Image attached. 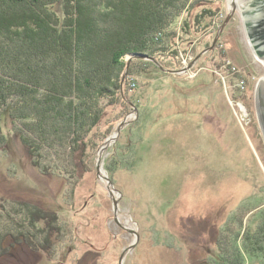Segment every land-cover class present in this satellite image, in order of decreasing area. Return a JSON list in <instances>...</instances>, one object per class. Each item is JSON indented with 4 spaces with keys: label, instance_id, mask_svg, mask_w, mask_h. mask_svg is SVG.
Masks as SVG:
<instances>
[{
    "label": "rangeland",
    "instance_id": "374dc122",
    "mask_svg": "<svg viewBox=\"0 0 264 264\" xmlns=\"http://www.w3.org/2000/svg\"><path fill=\"white\" fill-rule=\"evenodd\" d=\"M200 3L190 17L215 16L204 21L208 30L181 37L178 63L163 57L162 72L122 59L124 77L131 69L126 91L112 104L100 102L103 115L84 157L45 152L40 171L5 120L0 210L8 205L2 202L33 204L56 214L59 234L50 254L18 246L0 264H207L223 241L229 246L260 225L264 141L255 88L264 65L239 11L208 49L230 5ZM53 10L62 16L59 6ZM182 54L191 67L177 74L186 68Z\"/></svg>",
    "mask_w": 264,
    "mask_h": 264
},
{
    "label": "trees",
    "instance_id": "16d2710c",
    "mask_svg": "<svg viewBox=\"0 0 264 264\" xmlns=\"http://www.w3.org/2000/svg\"><path fill=\"white\" fill-rule=\"evenodd\" d=\"M199 2L0 0V145L7 141L2 127L8 118L36 169H46L45 152L68 149L70 157H84L103 115L100 102L112 104L126 91L131 69L124 77L122 59L146 55L150 60L142 62L162 72L163 57L178 63L181 37L201 34L209 27L206 18L215 16L203 10L190 17ZM2 203L10 208L0 210V259L18 246L50 254L59 234L56 214L30 203ZM218 247L207 264H264V215L254 231Z\"/></svg>",
    "mask_w": 264,
    "mask_h": 264
},
{
    "label": "water",
    "instance_id": "95a60500",
    "mask_svg": "<svg viewBox=\"0 0 264 264\" xmlns=\"http://www.w3.org/2000/svg\"><path fill=\"white\" fill-rule=\"evenodd\" d=\"M241 2L243 5L241 17L250 49L254 58L264 65V0H241ZM236 11H238L237 5L234 3L231 4L228 15L222 27L220 28L218 35L209 48L210 50L213 49V46L216 44L219 34L236 13ZM132 60L149 61L150 59L146 55L131 54L127 56V66ZM196 60L197 59H195V61ZM151 62L153 61L151 60ZM190 67L191 65H189L186 70L190 69ZM255 106L259 127L264 133V77L258 81L255 88ZM124 125L125 124L122 123L120 125V129ZM120 129L117 130L118 133ZM111 140L115 141V137H113Z\"/></svg>",
    "mask_w": 264,
    "mask_h": 264
},
{
    "label": "bare ground",
    "instance_id": "6f19581e",
    "mask_svg": "<svg viewBox=\"0 0 264 264\" xmlns=\"http://www.w3.org/2000/svg\"><path fill=\"white\" fill-rule=\"evenodd\" d=\"M236 4L237 5V9L238 11L241 13L242 12V8H243V5H242V2L241 0H228V4L231 6V4Z\"/></svg>",
    "mask_w": 264,
    "mask_h": 264
},
{
    "label": "built area",
    "instance_id": "2783aa9c",
    "mask_svg": "<svg viewBox=\"0 0 264 264\" xmlns=\"http://www.w3.org/2000/svg\"><path fill=\"white\" fill-rule=\"evenodd\" d=\"M191 61V59L189 57L185 58V60H183V64L184 66H186V68H184L183 70L179 71V73L177 74H186L188 73V70H186L188 67H187V62Z\"/></svg>",
    "mask_w": 264,
    "mask_h": 264
},
{
    "label": "flooded vegetation",
    "instance_id": "af4514ba",
    "mask_svg": "<svg viewBox=\"0 0 264 264\" xmlns=\"http://www.w3.org/2000/svg\"><path fill=\"white\" fill-rule=\"evenodd\" d=\"M256 119H257V116H256ZM257 123H258V120H257ZM258 126H259V123H258ZM259 130H260V134H261V136H262V139H263V141H264V133L261 131L260 127H259Z\"/></svg>",
    "mask_w": 264,
    "mask_h": 264
}]
</instances>
